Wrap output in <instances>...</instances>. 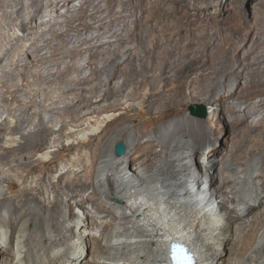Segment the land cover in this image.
Returning a JSON list of instances; mask_svg holds the SVG:
<instances>
[{
    "label": "bare ground",
    "instance_id": "bare-ground-1",
    "mask_svg": "<svg viewBox=\"0 0 264 264\" xmlns=\"http://www.w3.org/2000/svg\"><path fill=\"white\" fill-rule=\"evenodd\" d=\"M104 1L0 0V87L14 101L0 105V185L15 194L11 206L0 196V264H169L172 242L198 264H264V157L253 159L264 150V54L254 66L229 54L176 59L148 33L127 39L128 20L125 29L107 23ZM136 44H146V58L132 56ZM214 101L235 147L219 175L209 159L219 149H206L203 176L187 153L199 161L209 133L186 112ZM120 141L126 153L109 151ZM145 141L152 152L140 173L124 169ZM52 147L69 158H51ZM204 185L198 198L193 186Z\"/></svg>",
    "mask_w": 264,
    "mask_h": 264
},
{
    "label": "rangeland",
    "instance_id": "rangeland-1",
    "mask_svg": "<svg viewBox=\"0 0 264 264\" xmlns=\"http://www.w3.org/2000/svg\"><path fill=\"white\" fill-rule=\"evenodd\" d=\"M77 5L79 6L80 2H78L76 6ZM101 8L102 11L110 9L107 12L110 14H105L107 23L114 20L116 22V27L119 29H125L126 25H128L125 21H129V27L124 31L127 39L133 40L135 38L144 37L145 34L148 33L156 39L158 44L165 46L169 53L174 54L176 59H180L189 54L191 56L196 54L197 58L207 57L213 61H218L222 59L223 56L229 54L232 58H236L239 63L254 66L256 61L261 60L264 54V0H105ZM111 16H115V18L113 19ZM140 21H143L142 26H140ZM38 22L37 20V23ZM33 24L36 25L35 23ZM17 32L19 33V31ZM84 38L85 37H82L81 40ZM148 41H150V38L147 39L146 43H148ZM38 44L41 45L42 42L40 41L37 45ZM145 46L146 44L131 45L132 56H142L146 58L144 55ZM43 53H45V51H43ZM66 60L67 62L70 61L69 59ZM53 71L55 72L56 68ZM89 74V71H85L82 76L86 77L89 76ZM103 80H105L104 77ZM247 80L248 79L243 77L239 81V86L245 87ZM13 81L14 80L9 79L6 83L11 85ZM14 82L18 84L21 81L16 78ZM235 83L236 80L232 81L231 85L233 86ZM114 84L115 80H113L111 87L114 86ZM42 87L45 88L46 86ZM5 93L6 90L0 87V105L13 106L14 101L12 97H9V102L4 101V96H9L8 94L5 95ZM26 93H28V89L25 88L21 90L17 96L21 100H26L29 96L27 95L26 97ZM244 104V102H238L237 104V108H240L233 115V118L237 122H242L245 118L243 114ZM218 107L219 105L216 101L212 102L210 105L194 102L188 106V111L186 112V117L191 116L199 119L201 125L205 126L209 133L196 151L199 161L198 159L196 161L191 158L194 152L187 153V160L191 163L196 162L199 166L197 167V172H201L203 176L206 174L205 164L208 163L207 157L203 155L206 149H219L218 154L214 157H209V159L212 158L211 166H213V168L211 173L219 175V171L223 167V164L228 163L230 160V157L227 155H229L235 147L236 135L233 134L234 132L231 130V125H226L221 119V114L225 111L220 112ZM32 112H34V110ZM112 116L113 115H111V117ZM8 119L14 120L13 117H8ZM247 124L248 123L245 122L240 127L246 126ZM57 126H60V124ZM133 132L134 130L131 128V133ZM86 133L88 134V132H84V134L81 133L79 136L70 137L66 140V144L77 143L83 137L85 138L88 136ZM13 138H19V136L16 135L15 137L13 136ZM120 144L124 145L126 153L128 151V146L122 141L113 144L109 151L113 154L117 153V147ZM262 151L263 153L253 158L254 161H262L264 150ZM50 152L51 158L56 157L57 160L60 159L59 161L69 158L68 154L59 153L55 147H52ZM149 152H152V144L150 141H145L135 153L137 157L135 162L130 166H124V169L127 167L133 172L139 170L137 173H140V169L144 166L146 154ZM225 156L227 157L225 158ZM233 169L240 172L239 170L241 167L234 165ZM61 170L62 167H59L58 171L51 177V180H57L61 175ZM127 173L128 172H124L123 176H126ZM230 174L232 175V173ZM66 175L67 173H65L64 176L69 178V176L67 177ZM221 178V176L218 177L215 187L221 185ZM256 182L250 183L249 181L248 183H250V186L252 185L253 188L255 186L257 188L260 187ZM248 187H245V194H250V188L251 190L253 189L252 187ZM90 192L86 195H90ZM181 192V190L178 191V193ZM2 195L9 200L10 206L14 203L13 199H15V194L10 191L8 184L2 183L0 185V196ZM97 197L99 198V194ZM99 201L107 205L113 204V202L107 199V196L100 197ZM234 205L236 206V204H233L232 207H235ZM94 212L96 211L93 210V213ZM232 247V245L229 246L230 251H232Z\"/></svg>",
    "mask_w": 264,
    "mask_h": 264
},
{
    "label": "snow or ice",
    "instance_id": "snow-or-ice-1",
    "mask_svg": "<svg viewBox=\"0 0 264 264\" xmlns=\"http://www.w3.org/2000/svg\"><path fill=\"white\" fill-rule=\"evenodd\" d=\"M175 264H194L186 246L173 242L170 246Z\"/></svg>",
    "mask_w": 264,
    "mask_h": 264
},
{
    "label": "water",
    "instance_id": "water-1",
    "mask_svg": "<svg viewBox=\"0 0 264 264\" xmlns=\"http://www.w3.org/2000/svg\"><path fill=\"white\" fill-rule=\"evenodd\" d=\"M117 153L118 154H124L125 153V147L123 144H120L118 147H117Z\"/></svg>",
    "mask_w": 264,
    "mask_h": 264
}]
</instances>
